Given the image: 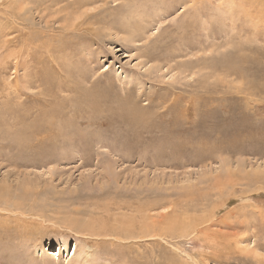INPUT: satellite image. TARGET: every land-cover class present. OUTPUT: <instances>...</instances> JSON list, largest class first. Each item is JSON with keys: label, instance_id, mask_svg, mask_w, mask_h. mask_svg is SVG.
Listing matches in <instances>:
<instances>
[{"label": "rangeland", "instance_id": "obj_1", "mask_svg": "<svg viewBox=\"0 0 264 264\" xmlns=\"http://www.w3.org/2000/svg\"><path fill=\"white\" fill-rule=\"evenodd\" d=\"M13 1L0 0V264H264V0L77 9L110 10L114 29L89 21L99 35L65 32L63 4ZM48 28L64 74L17 72L13 42Z\"/></svg>", "mask_w": 264, "mask_h": 264}, {"label": "bare ground", "instance_id": "obj_2", "mask_svg": "<svg viewBox=\"0 0 264 264\" xmlns=\"http://www.w3.org/2000/svg\"><path fill=\"white\" fill-rule=\"evenodd\" d=\"M4 1V0H3ZM13 1V0H12ZM15 1V0H14ZM13 1V2H14ZM18 1V0H17ZM48 1H50L51 3L48 5V6H46V4H47V2ZM107 1H109V0H43V3L45 4V5H43L42 3H41V1H39V4H41L42 6H46L45 8L46 9H49L50 7H57V6H59L60 4H63V6H61V8L58 10V14H60V13H63V15L62 16H58V22L59 21H62L64 24H66L67 22H69V25H70V27H67V28H65L66 29V31L65 32H74V34L75 33H77L78 31H80V30H82V28L81 27H83V28H86L87 30H89V31H91V33L93 32L94 34H96V35H99L100 34V31L99 30H96L95 28H93V26L91 27V26H89V21H94V22H96L95 24L97 25V24H99V23H101V24H107V27L106 28H108V27H110V28H113V27H115L116 25L114 24V23H112V22H110V20L109 21H106V19L105 18H107V17H104V16H102V14H106L107 16L109 15H111V13H110V10H104V9H101L100 11H98V12H96L95 14H87V15H83L84 16V19L82 20V18H79V20L78 19H75V17H72L74 14H75V11L77 10V9H81V8H83V7H90V6H93V5H96V4H99V3H103V2H107ZM129 1V3H132V2H134L135 0H128ZM12 3V2H11ZM15 3H17V2H15ZM176 3V2H175ZM180 3H182V1H180V0H178L177 1V4H180ZM191 3H193V6H190V8L192 9H194L195 7H196V5H197V3H201V0H192V2ZM135 4V3H134ZM3 5V4H2ZM15 5V4H14ZM181 5H184V3L183 4H181ZM8 6V5H7ZM17 7V6H16ZM1 8V7H0ZM5 8V7H4ZM15 8V7H14ZM33 9V8H32ZM52 9V8H51ZM142 9V8H141ZM7 10V9H6ZM5 9H4V11H6ZM2 9H1V13H2ZM10 9H9V13H10ZM25 11V10H24ZM27 11V10H26ZM42 11V10H41ZM7 12V11H6ZM21 12H23V11H21ZM8 12H7V14H9ZM16 13V15H17V13H19V11L18 12H15ZM24 13V12H23ZM22 13V14H23ZM4 14H6V13H4ZM21 14V13H20ZM57 14V15H58ZM19 15V14H18ZM17 15V16H18ZM53 15H55V14H53ZM131 15V14H130ZM2 16V15H1ZM46 16V15H45ZM3 17H5V18H7L6 16H2V17H0V19L1 18H3ZM19 17V16H18ZM17 17V18H18ZM81 17V16H80ZM20 18V17H19ZM26 18V17H25ZM44 18V16H42V19ZM57 18V17H56ZM56 18H55V20H56ZM77 18V17H76ZM7 19H9V17L7 18ZM12 20H13V18H11ZM193 19H195V18H193ZM14 20H15V18H14ZM44 20H45V18H44ZM48 20V19H47ZM82 20V21H81ZM123 20H125V19H123ZM122 20V21H123ZM4 21H5V19H4ZM3 21V22H4ZM17 21V20H16ZM77 21H80L78 24L76 23ZM48 23H49V21H47ZM57 22V21H56ZM124 22V21H123ZM11 23H13L12 21H11ZM17 23V22H16ZM21 23V22H20ZM28 23V22H27ZM134 23L135 24H132L131 22H129L128 23V28L129 27H132V28H134V30L133 31H131V30H129V29H126V31L127 32H129L128 34L130 35V39H131V35H132V33L135 31L136 33H138L137 32V30H136V28H139V30H141L142 31V27H140V25H139V23H137L136 21H134ZM187 23V22H186ZM191 23V22H190ZM198 23V22H197ZM1 24H3V23H1ZM5 25H6V22L4 23ZM201 24V23H200ZM199 24V25H200ZM5 25H3V26H5ZM18 25V24H17ZM131 25H136V28L134 27V26H131ZM186 25V24H185ZM185 25H183V26H185ZM188 25V24H187ZM46 26H47V24H46ZM95 26V25H94ZM106 26V25H105ZM194 26V25H193ZM17 27V26H16ZM48 27V26H47ZM19 28V27H18ZM26 28H27V26H26ZM45 28V27H44ZM64 28V27H63ZM120 28V27H119ZM197 28V27H196ZM25 29V28H24ZM62 29V28H61ZM114 29V28H113ZM121 29V28H120ZM184 29V28H183ZM26 30H28V29H26ZM46 31L45 32H38V34H34V33H29V34H26L25 33V35H23L24 33H22L21 35H19L18 36V38H21V37H23V38H21V41H20V39H18L21 43H22V46H21V49L20 48H18L19 46L18 45H21L20 44V42L19 41H17V42H19V44L16 42V43H14L13 42V44H16L15 46H16V49H18V50H16L15 51V53L13 52V50L11 51L12 53H10L9 55L10 56H13L14 58L13 59H17L18 61L16 62V65H15V70L18 72L19 70V68L21 67L20 65H21V62L23 61V60H27L26 61V63L30 60L31 62H32V64L34 65V67H32V68H26V72H27V76H30V75H37V76H43V74H50V75H52V74H55L56 72H58V73H60V74H64V72L66 71L65 70V68H64V66L65 67H67V65L65 64V65H63L62 63L60 64L58 61H57V59H58V57H57V51H58V48H59V46H58V43L60 42V39L59 38H56L57 36L54 34V32L55 31H58V30H56V29H51V28H48V29H45ZM32 31V30H31ZM62 31H64V30H62ZM22 32H23V30H22ZM27 32V31H26ZM122 32V31H121ZM28 33V32H27ZM195 33V32H194ZM191 34V33H190ZM91 36H93L92 34H90ZM200 35V34H199ZM196 37H197V35H196ZM196 39V38H195ZM9 41V40H8ZM1 42V41H0ZM8 44V43H7ZM12 44V43H11ZM5 45V44H4ZM4 45H1V46H4ZM8 46V45H7ZM7 48V47H6ZM5 50H7V49H5ZM4 51V50H3ZM9 51V50H8ZM5 52V51H4ZM3 52V53H4ZM1 53V52H0ZM6 53H7V51H6ZM33 56H36L38 59H39V61L38 60H35L34 61V59H32V57ZM36 57H34V58H36ZM47 60V61H49V62H51L52 63V66L51 67H45L47 70H43V68H44V66H43V61L44 60ZM164 59V58H163ZM6 60H7V58L5 57V56H2V55H0V73L3 71V69L1 68L4 64H6ZM36 61H38V62H36ZM15 62V61H14ZM13 63V62H12ZM35 64H38V66H35ZM72 65H73V63H71ZM70 64V65H71ZM70 65H68V68H69V66ZM72 65H71V67H72ZM75 65H77V64H75ZM74 66V65H73ZM75 67V66H74ZM77 67V66H76ZM68 68H66L67 70H68ZM77 69V68H76ZM82 69H83V66H82ZM70 70H71V68H70ZM73 70V69H72ZM79 70H80V68H79ZM84 70V69H83ZM93 70V69H92ZM21 71V70H20ZM76 71V70H75ZM5 72V71H4ZM67 72H69V70L67 71ZM66 72V73H67ZM92 72L93 71H91V74H92ZM65 73V74H66ZM84 73H85V71H84ZM4 74V73H3ZM87 74V73H86ZM86 74H84V76L86 75ZM1 75V74H0ZM21 75V74H20ZM78 75V74H77ZM64 76V75H63ZM83 76V75H82ZM87 76H88V74L84 77V79H86V80H89L90 78V75L88 76V78H87ZM106 76V75H105ZM67 77H69V75L67 76ZM66 76H65V78H63V80L64 79H66L67 78ZM93 77V76H92ZM91 77V78H92ZM70 79V78H69ZM82 79H83V77H82ZM98 79V78H97ZM102 79V78H101ZM61 80V79H60ZM63 80H61V81H63ZM80 80V79H79ZM103 80V79H102ZM102 80H99L98 79V81H102ZM64 82H66L65 80H64ZM63 82V83H64ZM94 82V81H93ZM70 83V82H69ZM76 83V82H75ZM92 83V82H91ZM90 83V84H91ZM94 83H97V81L96 82H94ZM93 83V84H94ZM19 84H20V80H19V78L16 76V82H15V84L14 85H12V86H6L5 87V91L6 90H9V88H10V90H12V89H15V91H13V92H16L17 90H19L18 89V87H19ZM62 84V83H61ZM66 85L68 84V83H65ZM73 84V83H72ZM78 84V83H77ZM66 85H64V87L66 86ZM92 85V84H91ZM100 85L101 84H97V87H96V89H98V88H100ZM5 86V85H4ZM67 86H69V85H67ZM76 86V85H75ZM59 87V86H58ZM109 87V86H108ZM4 88V87H3ZM75 88H77V86L75 87ZM79 88V87H78ZM81 88V87H80ZM58 89V88H57ZM93 89H95V88H93ZM4 90V89H3ZM80 90V89H79ZM82 90V89H81ZM107 90V89H106ZM50 91V90H49ZM71 91H72V89H71ZM73 91H74V89H73ZM13 92H10V93H13ZM70 92V91H69ZM82 92H83V90H82ZM98 92L100 93V92H102V90L101 89H98ZM53 93V92H52ZM79 93H80V91H79ZM93 93V92H92ZM192 93V92H191ZM83 94H85V93H83ZM87 94V93H86ZM79 95H81V94H79ZM36 96V95H35ZM84 95H82L81 96V98L83 97ZM86 96V95H85ZM92 96V95H91ZM7 97V96H6ZM40 97V96H39ZM88 97V96H87ZM107 97V96H106ZM38 98V97H37ZM109 98V97H108ZM186 98V97H185ZM190 98V97H189ZM85 99L86 100H83V101H81V102H87V99L88 98H86L85 97ZM95 100V99H94ZM93 100V101H94ZM97 101V100H96ZM197 101V100H196ZM68 102V101H67ZM62 103V102H61ZM65 103V102H64ZM5 104V103H4ZM73 104V103H72ZM77 104V103H76ZM23 105V104H22ZM1 106V105H0ZM23 106H26V105H23ZM63 106V105H62ZM78 106V105H77ZM103 106H105V105H103ZM101 107V108H104V107ZM171 106V105H170ZM92 107V106H91ZM76 108V107H75ZM97 108H98V105H97ZM60 109V108H59ZM131 109H133V108H131ZM131 109H128L127 111H126V115L127 114H130L128 117H132V115H131V113L133 112V111H130ZM169 109V108H168ZM74 110V109H73ZM76 110V109H75ZM95 110V109H94ZM93 110V111H94ZM122 110V109H121ZM78 112H79V110H77ZM59 112H60V110H59ZM73 112V111H72ZM78 112L76 113V112H74V114L76 113V114H78ZM86 112H87V110H86ZM95 112H96V110H95ZM130 112V113H129ZM140 112H141V110H140ZM7 113V112H6ZM61 113V112H60ZM89 112H87V114H88ZM92 113V112H91ZM91 113H89L90 115H92ZM56 114V113H55ZM94 115H95V113H93ZM51 115V114H50ZM72 115V114H71ZM85 115V114H84ZM83 116V115H82ZM21 117V116H20ZM20 117H19V119H20ZM22 117H24V116H22ZM71 117V116H70ZM89 117V116H88ZM35 118V117H34ZM189 119H190V117H189ZM21 120V119H20ZM89 120V119H88ZM201 121V120H200ZM215 121V120H214ZM27 122H29L28 120H27ZM87 122H89V121H87ZM134 122H136V121H134ZM20 123H24L23 121L22 122H20ZM94 123V122H93ZM30 124H31V122H30ZM33 124V123H32ZM63 125V124H62ZM216 125V124H215ZM33 126H35L36 127V132H38V131H42V130H44L43 128H39L37 125H33ZM66 126V125H65ZM32 127V126H31ZM52 127V126H51ZM209 127V126H208ZM186 128V127H185ZM200 130H201V128H199ZM171 130V129H170ZM173 130V129H172ZM179 132V131H178ZM44 133V132H43ZM171 134V133H170ZM159 135V134H158ZM177 135V134H176ZM196 135V134H195ZM179 137V136H178ZM10 138V137H9ZM14 138V137H13ZM188 138V137H187ZM209 138V137H208ZM202 139V138H201ZM193 140H194V138H193ZM5 141V140H4ZM14 141V140H13ZM12 141V142H13ZM79 142V141H78ZM16 143V142H15ZM162 143H163V141H162ZM178 143V142H177ZM9 144V143H8ZM7 144V145H8ZM159 145V144H158ZM12 146V145H11ZM162 148H164V147H162ZM11 149V148H10ZM156 149V148H155ZM0 199H2V198H0ZM256 260V259H255ZM258 261V260H257Z\"/></svg>", "mask_w": 264, "mask_h": 264}]
</instances>
